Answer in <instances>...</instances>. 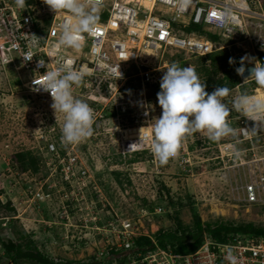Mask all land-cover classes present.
I'll return each instance as SVG.
<instances>
[{
    "label": "built area",
    "instance_id": "built-area-1",
    "mask_svg": "<svg viewBox=\"0 0 264 264\" xmlns=\"http://www.w3.org/2000/svg\"><path fill=\"white\" fill-rule=\"evenodd\" d=\"M26 6L21 10L14 0H0V16L6 29L0 39V58L17 59L19 66L29 75L27 86L31 94L52 102L48 92L34 90L39 86L33 84V79L39 82L41 74L46 71L40 60L49 70L61 62L66 64L73 60L74 68L87 66L93 71L91 77H84L80 86L73 85V95L94 109L93 135L79 144H65L61 133L63 114L59 113L58 117L51 118L53 122L46 129L47 133L38 129L36 143L26 148L40 156L45 171V179L40 185L27 186L26 203H47L52 193H59V211L67 220L71 216L69 208L78 209L79 202L86 200L88 190L100 195L95 178V171L99 168L96 162L93 166L86 163V155L96 161L102 154L128 156L146 152L152 161H157L149 147L152 115L146 90L156 79L155 67L158 59L163 57L161 52L174 50L188 57H202L204 65L209 66L214 52L226 50L233 59L245 57L243 64L246 67H254L264 54V0H104L96 33L85 34L82 49L66 48L60 56L52 58L49 54L51 46L57 42L58 25L66 22L69 13L55 14L43 0H26ZM205 32L215 37L208 38ZM33 34L42 38H34ZM34 40L38 42L34 43ZM25 54L34 55L25 62ZM118 64L122 78L115 80L110 70ZM234 67L237 69L236 65ZM238 76L239 83L232 86L230 95L224 98L230 108L242 88L254 96L261 89L264 96V88L256 85L251 77L243 82L244 77ZM151 101L155 102L154 107L161 109L157 98ZM228 120L237 136L216 143L213 158L223 169L222 177L233 178L244 201L264 207V126L253 135L251 127L254 122L235 110L230 112ZM138 122H147L149 130L126 135L128 129L138 126ZM105 139L108 140L103 142ZM237 140V147L243 153L239 159L226 150L228 144ZM188 155L189 151L182 142L175 158L183 161ZM2 157L0 155V160ZM9 159L13 168L12 158ZM1 197L2 202L7 201ZM11 201L16 208L19 203L13 198ZM87 204L93 206V201ZM161 210L162 206H157L156 212ZM91 214L97 219V214ZM131 225L130 221L124 220L121 229L113 232L117 234L116 242L100 252L102 256L111 254L112 250L125 252V259H110L111 264H229L225 259V246L233 248L238 264H264V239L254 234L230 235L225 241H217L205 234L202 244L187 254L173 252L170 246L157 245L146 252L131 253L134 238L141 235L134 233Z\"/></svg>",
    "mask_w": 264,
    "mask_h": 264
},
{
    "label": "rangeland",
    "instance_id": "rangeland-1",
    "mask_svg": "<svg viewBox=\"0 0 264 264\" xmlns=\"http://www.w3.org/2000/svg\"><path fill=\"white\" fill-rule=\"evenodd\" d=\"M214 29L220 32V29ZM5 32L0 16V39ZM204 34L213 39L210 34ZM161 54L163 57L158 59L155 67L156 79L146 90L150 96L149 109L152 115L150 130L155 118L162 114V109L154 107L155 102L151 100L157 98L159 81L166 67L174 61H183L185 66L198 65L196 57H188L182 52L167 50ZM28 78V73L23 71L16 58L13 57V61L0 58V155L3 156L0 160V197L5 201L13 198L19 203L15 211L0 208L2 238L12 236L15 230H24L38 249L50 258L80 260L90 264L93 256L96 260L124 256L125 252L106 256L100 253L110 243L116 242L117 234L113 232L121 229L124 220L131 222V230H135L137 235H152L160 228L173 226L175 218L190 224L193 220L191 205L205 222L231 220L236 223L253 222L264 227V207L259 203L244 201L243 194L235 188L233 178L222 177L223 169L213 158L217 142L206 139L204 133L186 137L182 142L189 155L183 161L181 158L169 159L166 165L152 161L146 152L128 156L102 154L98 155L96 161L86 155V163L93 166L96 162L99 168L95 171V178L100 195L96 196L93 190H88L86 200L79 202L80 208H69L71 216L68 220L61 217L59 193H52L47 203H26L27 186L37 187L45 179L44 165L40 162L36 172H22L15 166L14 169L11 167L9 157L17 150L34 145L37 140L35 136L39 135L38 129L47 133L46 129L53 122L51 118L59 116V112L54 114L50 107L51 101L31 94L27 86ZM242 92L249 91L242 88ZM137 125L148 127L147 122H138ZM131 130L133 128L125 134L138 135V132ZM12 173L17 174L13 177ZM170 200L178 202L175 208ZM88 201H93V206L87 204ZM160 205L163 210L156 212ZM172 208L178 211L175 218L170 216ZM91 213L97 214V219ZM10 218L15 221L7 229L5 224ZM21 264L32 263L22 261Z\"/></svg>",
    "mask_w": 264,
    "mask_h": 264
},
{
    "label": "clouds",
    "instance_id": "clouds-1",
    "mask_svg": "<svg viewBox=\"0 0 264 264\" xmlns=\"http://www.w3.org/2000/svg\"><path fill=\"white\" fill-rule=\"evenodd\" d=\"M14 2L21 10L27 7L26 0ZM43 3L55 14L61 11L69 13L66 22L58 25L57 42L51 46L49 58L60 56L66 48L81 50L85 34L96 33L104 7V0H43ZM33 36L42 38L35 34ZM36 42L38 40H34ZM33 55L25 54V62L30 61ZM244 59L245 57H241V67L236 69L237 74L242 76L245 72ZM228 62L233 64L234 59L229 57ZM260 62L256 61L255 66L248 70L249 75L244 76L243 82L251 77L256 85L264 88V63ZM39 63L46 67V71L41 74L39 82L33 79V84L39 86L34 90L43 89L48 92L52 98L50 107L54 114H63V142L68 145L79 144L90 138L94 133V109L85 100L73 95V85L80 86L85 76L91 77L92 69L87 66L74 68L73 60H68L66 64L61 62L51 70L44 61L40 60ZM118 68L119 64L110 70L115 80L122 78ZM159 86L160 91L156 97L162 114L154 120L149 147L160 165H166L169 159L178 156L182 141L188 136L204 133L206 139L217 143L229 136L235 138L236 129L228 120L232 110L254 122L251 127L253 135L264 126V96L242 92L232 101L230 108L224 98L230 95L231 90L225 86L215 87L211 92L206 91L207 85L192 66L181 67L175 61L170 63L160 78ZM238 143L237 140L226 146V150L235 159L243 155L242 150L237 147ZM224 251L229 264H238L232 247L225 246Z\"/></svg>",
    "mask_w": 264,
    "mask_h": 264
},
{
    "label": "trees",
    "instance_id": "trees-1",
    "mask_svg": "<svg viewBox=\"0 0 264 264\" xmlns=\"http://www.w3.org/2000/svg\"><path fill=\"white\" fill-rule=\"evenodd\" d=\"M193 26H190L192 28ZM211 36H214L211 34ZM215 37V36H214ZM230 54L226 50L214 52L211 56L209 66L204 65L202 57H197L198 65L194 66L198 75L202 77V81L207 85L206 91L211 92L215 87H228L229 89L239 83L240 78L234 67L229 64ZM261 63H264V54L260 55ZM180 66H185L183 61L178 62ZM192 149V146H190ZM13 167L24 172L29 170L36 172L39 170L41 159L39 155L30 149H20L11 154ZM117 173V172H115ZM168 189V188H167ZM97 196V195H96ZM175 208L178 202L170 200ZM177 203V204H176ZM15 211V205L11 200L2 203L0 200V208ZM191 214L193 220L190 224L183 223L181 219L175 218L178 211L170 212V216L174 217V225L170 228H160L152 235H139L134 238V244L130 248V252H146L153 249L156 245L159 247L170 246L173 252L187 254L195 251L203 242L204 235L208 234L217 241H225L230 235L244 236L246 234H254L264 239V227L255 225L253 222H234L231 220H220L211 222L202 221L195 208L191 205ZM15 220L10 218L6 227L10 229ZM0 263L1 264H21L22 261H28L32 264H84L80 260L59 259L54 260L47 254L38 249L34 240L24 230H15L12 236L2 238L0 233ZM111 254L117 253L115 250L110 251ZM124 256L117 260L125 259ZM6 262L3 263L4 259ZM90 264H111V260L101 258L96 260L95 256L91 257Z\"/></svg>",
    "mask_w": 264,
    "mask_h": 264
},
{
    "label": "water",
    "instance_id": "water-1",
    "mask_svg": "<svg viewBox=\"0 0 264 264\" xmlns=\"http://www.w3.org/2000/svg\"><path fill=\"white\" fill-rule=\"evenodd\" d=\"M234 63H235V65H236V68H239V67H241V59H240V57H235L234 58ZM243 66H244V64H243ZM253 66H244V68H245V72H244V75L242 76V77H244V76H247V75H249V72H248V70L249 69H251Z\"/></svg>",
    "mask_w": 264,
    "mask_h": 264
},
{
    "label": "bare ground",
    "instance_id": "bare-ground-1",
    "mask_svg": "<svg viewBox=\"0 0 264 264\" xmlns=\"http://www.w3.org/2000/svg\"><path fill=\"white\" fill-rule=\"evenodd\" d=\"M256 96H262V90L261 89H258V93L256 94ZM136 127H134L133 130H131V132H138V134H142L144 131L149 130L148 128H145V127H139V126H136Z\"/></svg>",
    "mask_w": 264,
    "mask_h": 264
}]
</instances>
